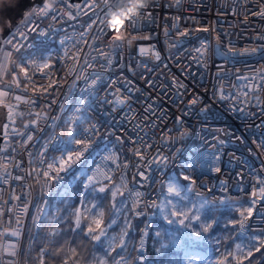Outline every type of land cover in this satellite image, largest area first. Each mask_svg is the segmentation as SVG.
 Masks as SVG:
<instances>
[{
  "label": "snow or ice",
  "instance_id": "obj_1",
  "mask_svg": "<svg viewBox=\"0 0 264 264\" xmlns=\"http://www.w3.org/2000/svg\"><path fill=\"white\" fill-rule=\"evenodd\" d=\"M242 2L246 13L242 22L249 17L264 21V0L255 9L247 5L256 0ZM155 7L156 0H36L22 25L13 27L0 21L4 24L0 31V95L15 101L4 104L6 122L0 128V217L7 215L16 226L5 234L20 237L26 228L21 214L28 218L31 208L29 223L38 229L35 239L49 225L47 238L73 237L54 249L41 245L38 264H45V256L50 261L59 258L61 264H147L144 253L150 232L159 245L154 251L167 258L166 264H264V160L259 173L243 164L234 170L235 186L240 189L235 196L224 179L212 186L198 184L209 172L219 176L225 171L222 149L234 133L220 129L214 143L208 145L212 152H192L186 141L195 134L185 126L183 116L176 120L179 127L162 129L166 113L157 114L152 104H146L143 121L134 122L129 114L136 101L131 96L141 90L126 77L112 78L110 70L120 67L125 47L137 57L151 54L161 60L154 45L146 48L139 43L150 40V35H134L155 23ZM11 10V6L3 9L5 15ZM80 17L88 20L86 26L81 25L77 39L68 34L66 25L74 30L69 22L78 23ZM121 20L122 25L118 24ZM173 27V47L190 37L199 41L189 52V62L200 67L207 66L210 51L225 63L241 58L247 63L257 55V63L264 61V35L256 36L261 41L256 47L239 48L227 39V33L211 36L214 28L181 29L179 20ZM198 32L209 33V37L201 40ZM165 35H169L167 29ZM53 39L60 45L55 55L48 52L47 41ZM149 63L139 65L140 79L167 92V85L151 80L155 69ZM226 75L221 70L217 80ZM69 76L71 83L61 97ZM236 81L242 91L237 92L235 86L225 91L221 84L213 87V98L245 120L260 119L254 126L264 129V70L254 76H237ZM170 83L177 97L174 103L189 113L209 110L202 95L192 92L185 100L187 86L175 77ZM121 89L128 98H121ZM17 92L21 94H14ZM70 95L74 103H68ZM21 104L25 110L15 115L22 123L19 128H9V123L15 124L13 109ZM117 119L131 125V135L124 134L123 125L112 130ZM201 140L206 143L203 137ZM257 141V148L264 149V131ZM130 168L133 187L127 183ZM117 172L119 182L114 179ZM249 175L254 182L250 180L245 187ZM34 186H39L35 200ZM7 188L11 190L5 200ZM157 214L170 227L153 231L151 223L140 219ZM75 236H82L91 249L77 243ZM18 251L16 245H9L7 255L14 258Z\"/></svg>",
  "mask_w": 264,
  "mask_h": 264
},
{
  "label": "built area",
  "instance_id": "obj_2",
  "mask_svg": "<svg viewBox=\"0 0 264 264\" xmlns=\"http://www.w3.org/2000/svg\"><path fill=\"white\" fill-rule=\"evenodd\" d=\"M32 2L27 9L20 15V17L13 23V27L25 22L26 14L30 10ZM79 3L80 0H75ZM260 0H256V3H249L247 7L255 9L256 4ZM157 7L153 10V16L155 18L154 24H149L147 31L140 33H134V35H150L151 39L147 41H140L139 43L146 48L154 45L156 51L161 54V60L156 61L151 54L146 57H137V55L125 47L123 56L119 60L120 67H113L110 71L112 78L116 79L118 76L126 77L132 80L135 87L141 91L136 92L131 96L133 101L131 104L133 112L130 113L134 122H142L144 115L143 108L146 104H152L157 114L166 113V119L164 123L160 124L163 129L179 127L176 124L177 118L183 116L185 126L190 127L194 136L190 137L186 144L190 151L198 153L201 150L206 152H212L213 149L208 145L214 143V137L219 135L220 129H227L234 133L233 137H230L228 143H226L222 149V163L225 171L219 176L214 172H209L203 177L199 183L218 184L220 179L227 180L229 182L230 194L235 196L240 192V189L235 186L236 181L234 177V170L241 164L246 165L248 170H255L259 173V165L264 160V149L257 148V137L264 129H258L254 125L260 123V119L248 118L245 120L239 114H233L227 111V107L224 103H220L212 96V89L214 86L223 85L225 91H231L232 86H235L237 92L242 91L241 85L237 83V76H254L257 72L264 70V61H259V56L251 57L245 63V59L241 58L240 62H228L225 63L220 57L211 54V51L206 59V67H200L195 63H190L191 57L189 52L195 47L199 46V41L195 37H190L185 40L183 44H176L175 47L172 44L175 42V37L172 36L176 32V28L173 25L177 24L179 20V27L183 29L185 26L191 28L195 27H209L215 29V32L211 33L214 36L216 32L227 33V39L239 48L243 47H256L261 41L256 39V36L264 35V21L260 18L249 17L247 22H242L245 13V5L242 0H156ZM191 6V7H190ZM87 17H80L79 22L70 21L69 24L75 25V29L66 25L69 35H77L82 31L81 25L86 26L85 21ZM195 22V24H194ZM118 24L122 25L123 21H118ZM165 29L168 30L169 35H165ZM258 29V31H257ZM201 40L209 37V33H196ZM63 33H61V37ZM224 37H222L223 39ZM189 40L191 42H189ZM47 43L50 45L48 52L55 55L59 50L60 45L57 39L49 40ZM214 43V41H213ZM137 42L134 41L132 48L135 49ZM87 50V49H86ZM47 54V53H45ZM195 56V52H192ZM179 61V64L176 61ZM151 61L148 64L149 67L155 69L151 74V80L156 84L167 85L168 91L165 92L161 88L151 87L145 80L140 79V72L142 69L139 67L141 62ZM71 67V65H69ZM96 70H100V65L97 64ZM183 70V71H181ZM223 70L226 76H223L221 80H217V75ZM2 71V68H0ZM147 75V74H146ZM175 77L179 84H184L189 89L188 93H185V100L188 99L190 93L195 92L204 97L205 102L209 106L207 112H187V109L183 105L174 103L177 99L173 89V85L170 83L172 78ZM10 79L9 77H5ZM71 83V77H68V84H65L60 90V96L62 97L67 91L68 85ZM23 87V84L21 85ZM207 90V91H206ZM14 94H21L19 92ZM10 93L11 95H14ZM103 94V93H102ZM121 98H128L129 94L121 89ZM151 96V99H146ZM261 98L264 100V93H261ZM114 99V97H110ZM73 96H69L68 103H74ZM0 103L15 104L14 100L0 95ZM59 103V101H58ZM197 108L200 105L196 106ZM25 106L20 105L19 109H13V115L11 120L15 121V124L9 123V128L17 127L21 125V119L15 115L16 111H24ZM126 110V109H125ZM255 110V109H253ZM187 113V114H185ZM54 113H50L52 115ZM6 115V114H5ZM150 120L155 119L153 116L148 117ZM3 120L2 127L5 123ZM123 125L124 134L131 135L128 129L131 125L123 120L117 119L112 130H115ZM249 125H253L249 127ZM1 127V128H2ZM147 130V129H146ZM117 135H121L120 131L116 132ZM159 133L157 132L153 138L155 139ZM201 137L205 142H202ZM223 138V137H221ZM239 138V139H237ZM111 139V137H109ZM0 147H3V143L0 142ZM235 157V159H231ZM231 159V163H229ZM16 174L15 172L13 173ZM119 179V172L115 175ZM254 182V177L249 175L244 180V186L247 187L249 182ZM127 183L129 187H133L132 183V170L129 169L127 176ZM10 188L5 189L3 198L8 199L7 193ZM144 191V189H140ZM199 190V189H198ZM217 194H219L217 192ZM39 195V186H34L32 190V198L35 200ZM15 211V209H14ZM32 209H29V217L25 218L21 214V219L24 220L26 228L24 233L20 237H13L10 234H5V230L10 233L14 229L15 222L9 221L8 216L0 217V264H21V253L23 243L26 239L29 229L32 227L29 223ZM149 217L145 218V222L148 223ZM9 245H16L19 249L16 257L7 255ZM145 254V253H144Z\"/></svg>",
  "mask_w": 264,
  "mask_h": 264
},
{
  "label": "trees",
  "instance_id": "obj_3",
  "mask_svg": "<svg viewBox=\"0 0 264 264\" xmlns=\"http://www.w3.org/2000/svg\"><path fill=\"white\" fill-rule=\"evenodd\" d=\"M183 163V161H181ZM175 174L173 173V176ZM114 179L119 182V179L114 176ZM145 220L144 218H140ZM134 223H139V221H134ZM148 223L153 225V231H159L162 227H170L165 224L162 218L157 214L156 216L152 217L149 216ZM143 225H141L142 227ZM51 225L46 227L43 232L39 233V239H35L38 234V229L35 227H31L28 231L26 239L23 243L22 253H21V264H38V257H39V248L41 245H47L50 249H54L55 247L59 246V243H63L65 240H69L73 237H64V240L57 241L55 239H49L46 237V233L50 230ZM221 232H217V236L221 235ZM150 239L147 245V251L145 255L147 256V264H166L167 258L162 257L154 251V247H158V244H154L155 237L152 232L149 233ZM77 243L85 244L89 249H91V245L88 241L84 240L82 236H75L74 237ZM201 254H203L202 250ZM182 256V253L180 254ZM45 264H61L59 258L54 261H50L49 257L45 256Z\"/></svg>",
  "mask_w": 264,
  "mask_h": 264
},
{
  "label": "water",
  "instance_id": "obj_4",
  "mask_svg": "<svg viewBox=\"0 0 264 264\" xmlns=\"http://www.w3.org/2000/svg\"><path fill=\"white\" fill-rule=\"evenodd\" d=\"M36 0H0V21L13 23L20 17V15L27 9V7ZM5 6H11L12 10L5 15L3 9ZM4 28V24H0V31ZM6 114L3 103H0V128Z\"/></svg>",
  "mask_w": 264,
  "mask_h": 264
}]
</instances>
